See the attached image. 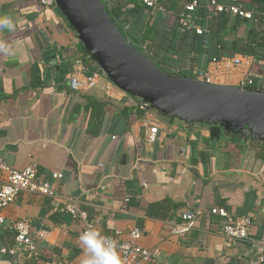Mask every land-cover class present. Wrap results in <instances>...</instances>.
<instances>
[{
	"label": "crops",
	"instance_id": "1",
	"mask_svg": "<svg viewBox=\"0 0 264 264\" xmlns=\"http://www.w3.org/2000/svg\"><path fill=\"white\" fill-rule=\"evenodd\" d=\"M101 1L124 42L165 74L196 80L195 73L208 72L219 55L232 57V50L217 45V19H208L205 10L197 15L203 35L180 30L178 13L185 4L207 6L211 0H162L165 12L139 0ZM3 16L15 27L0 30V41L12 46V54L0 51V160L19 171L37 164L43 181L61 195L80 198L94 227L113 239L128 240L140 229L138 243L156 252L159 264H249L251 241L264 234V135L216 120H184L157 108L147 115L142 97L104 76L98 63L94 71L83 65L86 45L58 4L43 13L39 0H0ZM247 33L242 25L226 40L241 45ZM81 72H97L103 81L74 92L70 79ZM248 77L254 81L248 89L264 94V62H255ZM240 78L239 71L221 75L216 86L238 89ZM148 118L159 124L152 145L146 142ZM55 173L62 179L54 181ZM1 180L0 173V186ZM63 204V196L26 193L7 208L0 264H81L83 228L62 212ZM214 208L250 217L251 241L225 238V220L209 214ZM197 210L205 213L194 229L173 236L172 223ZM23 220L38 248L35 260L18 248L15 254L1 251L15 248L12 226Z\"/></svg>",
	"mask_w": 264,
	"mask_h": 264
},
{
	"label": "built area",
	"instance_id": "2",
	"mask_svg": "<svg viewBox=\"0 0 264 264\" xmlns=\"http://www.w3.org/2000/svg\"><path fill=\"white\" fill-rule=\"evenodd\" d=\"M252 1V0H248ZM147 9L165 12L166 9L162 0H139ZM56 0H39L42 12H53ZM204 8L208 13V19L216 17L221 13H228L239 16L246 20L253 18V13L248 11L239 0H231V3L221 4L216 0H211L207 6H202L198 1L187 3L178 13V22L181 32H194L203 35L204 29L198 24L199 17L196 15L199 8ZM253 57L235 55L230 58H215L212 67L208 72H196V80L208 85L216 86L220 84L221 75L228 76L236 71L240 72L241 80L238 88L245 90L254 86V81L249 78V73L254 66ZM103 76L97 72L88 75L84 72L73 74L70 79V88L74 92H84L97 87ZM142 110L147 111V115L153 114V106L144 102ZM145 125L149 128L146 133V142L149 145L156 143L159 134V124L156 120L147 119ZM0 173L2 174L0 186V230L6 225L5 210L9 208L21 195L26 193L37 194L48 198L64 197L62 212L74 220H78L83 228L82 232L89 226H94L88 211L83 206V201L78 197H71L57 193L50 182L43 181L39 175V167L32 163L26 169L19 171L0 160ZM53 180L62 179V174H53ZM201 210L187 212L182 216V222H173L171 233L173 236L183 237L194 229L197 221L204 215ZM212 216H219L225 220L223 234L231 242L251 241L250 234L253 221L250 217H236L231 215L226 209L214 208L209 212ZM16 232V246L12 250H1L3 253L15 254V249H20L28 260H35L39 256L38 248L31 234V227L28 221L15 222L12 226ZM143 237V232L135 228L128 235V240H119L118 251L122 259V264H159L157 253L144 248L138 242ZM253 245L254 257L249 264H264V234L258 239L251 241Z\"/></svg>",
	"mask_w": 264,
	"mask_h": 264
},
{
	"label": "water",
	"instance_id": "3",
	"mask_svg": "<svg viewBox=\"0 0 264 264\" xmlns=\"http://www.w3.org/2000/svg\"><path fill=\"white\" fill-rule=\"evenodd\" d=\"M56 2L81 34L93 59L117 85L178 118L216 120L248 129L250 135H264L262 92L212 86L165 74L124 42L101 0ZM41 36L44 43L49 42L44 32ZM68 67L73 72L72 65Z\"/></svg>",
	"mask_w": 264,
	"mask_h": 264
},
{
	"label": "trees",
	"instance_id": "4",
	"mask_svg": "<svg viewBox=\"0 0 264 264\" xmlns=\"http://www.w3.org/2000/svg\"><path fill=\"white\" fill-rule=\"evenodd\" d=\"M239 2L244 5L248 11H251L254 14L253 18L251 20H246L239 16H233L228 13H221L214 17V19H217V26L214 33L217 39V45L222 51L232 50V57L239 54L253 57L255 62L258 63L264 62V36L262 34V29L264 26V0H239ZM246 4H249L251 7L248 8ZM254 5H257V8H254ZM203 10L205 9L199 8V11H197L196 15L203 17ZM242 25H246L248 28V33L244 42L239 45V43L236 41L233 42V45H230V42H227L226 40L228 32H238ZM220 49L219 52H221ZM219 58L222 57L219 55L217 59ZM83 65L89 68L91 71H94L95 65H98L88 50L85 51ZM252 89L256 90L255 88Z\"/></svg>",
	"mask_w": 264,
	"mask_h": 264
},
{
	"label": "clouds",
	"instance_id": "5",
	"mask_svg": "<svg viewBox=\"0 0 264 264\" xmlns=\"http://www.w3.org/2000/svg\"><path fill=\"white\" fill-rule=\"evenodd\" d=\"M11 17H0V30H14ZM0 51L12 54V46L0 41ZM82 247L81 264H122L117 241L102 233L94 226H89L79 235Z\"/></svg>",
	"mask_w": 264,
	"mask_h": 264
},
{
	"label": "rangeland",
	"instance_id": "6",
	"mask_svg": "<svg viewBox=\"0 0 264 264\" xmlns=\"http://www.w3.org/2000/svg\"><path fill=\"white\" fill-rule=\"evenodd\" d=\"M101 67V66H100ZM101 72L103 73V75L104 76H106V77H108V78H110L109 76H108V73H107V71L106 70H104L102 67H101ZM169 73H170V71H168ZM170 75V74H169ZM111 79V78H110ZM112 80V79H111Z\"/></svg>",
	"mask_w": 264,
	"mask_h": 264
},
{
	"label": "bare ground",
	"instance_id": "7",
	"mask_svg": "<svg viewBox=\"0 0 264 264\" xmlns=\"http://www.w3.org/2000/svg\"><path fill=\"white\" fill-rule=\"evenodd\" d=\"M145 73V72H144Z\"/></svg>",
	"mask_w": 264,
	"mask_h": 264
}]
</instances>
